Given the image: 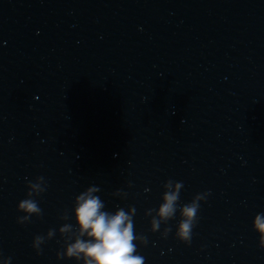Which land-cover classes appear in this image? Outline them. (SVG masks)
<instances>
[{
    "label": "water",
    "instance_id": "obj_1",
    "mask_svg": "<svg viewBox=\"0 0 264 264\" xmlns=\"http://www.w3.org/2000/svg\"><path fill=\"white\" fill-rule=\"evenodd\" d=\"M169 179L180 205L210 193L190 244L179 210L157 232L145 215ZM90 186L136 208L144 264H264V0H0V264H82L57 258L59 228Z\"/></svg>",
    "mask_w": 264,
    "mask_h": 264
},
{
    "label": "clouds",
    "instance_id": "obj_2",
    "mask_svg": "<svg viewBox=\"0 0 264 264\" xmlns=\"http://www.w3.org/2000/svg\"><path fill=\"white\" fill-rule=\"evenodd\" d=\"M27 187V198L18 204V211L25 214L18 217L17 222L20 224L29 222L34 215H42V209L34 197L46 191L47 183L45 178L40 176L34 182L28 181ZM163 187V202L158 209H148L145 212L146 216L152 217L151 231L157 232L161 224L173 219L179 210L181 219L175 235L179 241L190 244L192 230L198 221L200 202L205 201L210 193H198L190 203L180 205L183 182L169 179ZM100 191L99 187L90 186L75 197L73 214L77 227L74 230L72 224L65 223L59 228L65 247L62 252H57V258L75 259L82 261V264H144V257L137 254L136 241L146 245L148 240L146 236H137L135 232L133 218L136 208L130 206L127 211L118 208L114 213L105 211L104 201L96 195ZM113 195L126 197L127 193L117 190ZM61 219L68 220V213L65 212ZM253 228L259 234V247L264 249V213L255 215ZM170 231L171 228L166 227L162 235L166 238ZM55 234L56 230L50 229L46 236L34 237L32 247L38 255L42 252L41 245L52 239ZM3 264H11V257L3 259Z\"/></svg>",
    "mask_w": 264,
    "mask_h": 264
}]
</instances>
